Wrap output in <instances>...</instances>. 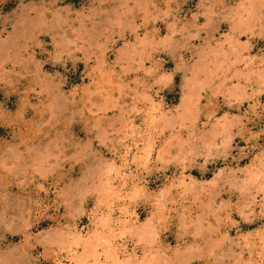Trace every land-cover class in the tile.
Segmentation results:
<instances>
[{
  "label": "clouds",
  "instance_id": "obj_1",
  "mask_svg": "<svg viewBox=\"0 0 264 264\" xmlns=\"http://www.w3.org/2000/svg\"><path fill=\"white\" fill-rule=\"evenodd\" d=\"M0 264H264V0H0Z\"/></svg>",
  "mask_w": 264,
  "mask_h": 264
}]
</instances>
